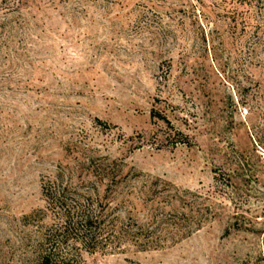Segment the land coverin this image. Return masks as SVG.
I'll list each match as a JSON object with an SVG mask.
<instances>
[{
  "label": "rangeland",
  "instance_id": "obj_1",
  "mask_svg": "<svg viewBox=\"0 0 264 264\" xmlns=\"http://www.w3.org/2000/svg\"><path fill=\"white\" fill-rule=\"evenodd\" d=\"M44 255L264 264V0H0V264Z\"/></svg>",
  "mask_w": 264,
  "mask_h": 264
},
{
  "label": "trees",
  "instance_id": "obj_2",
  "mask_svg": "<svg viewBox=\"0 0 264 264\" xmlns=\"http://www.w3.org/2000/svg\"><path fill=\"white\" fill-rule=\"evenodd\" d=\"M88 205L87 203V207ZM104 219V216L101 214L99 216H93L88 210L79 211L78 207H76L73 214L66 210V213L62 217V224L59 230L61 232H68L69 230L75 231L76 239L82 242L83 246L88 249L95 248L99 245H103L105 248L107 246L119 245L123 240L130 238L136 245L142 246L143 248L156 246L150 240L152 239V235L155 236L159 232V227L149 229L146 228L145 224H139L135 221L133 224L134 228L124 225L119 229L103 228L101 226L104 224ZM151 219L153 220V218ZM160 230L161 232L168 231L165 229ZM156 238L158 237H154V239ZM37 264H50L49 256L44 255L40 257Z\"/></svg>",
  "mask_w": 264,
  "mask_h": 264
}]
</instances>
